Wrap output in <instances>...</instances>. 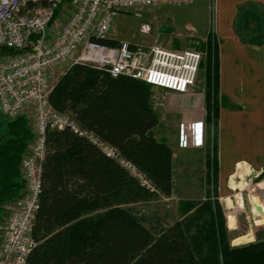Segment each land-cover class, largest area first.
I'll use <instances>...</instances> for the list:
<instances>
[{
    "label": "trees",
    "instance_id": "16d2710c",
    "mask_svg": "<svg viewBox=\"0 0 264 264\" xmlns=\"http://www.w3.org/2000/svg\"><path fill=\"white\" fill-rule=\"evenodd\" d=\"M257 25L252 36L264 39L261 21ZM97 42L113 46L119 41ZM205 49L204 121L214 126L219 111L218 45L212 30ZM0 51L13 53L7 48ZM150 95L151 86L141 80L75 63L56 78L48 101L115 147L156 189L170 196L172 152L152 134L159 116ZM31 138L25 116L0 122V210L23 189L20 161ZM45 143L31 230L36 245L26 264H264V238L230 245L217 196L181 201L180 215L173 222L145 225L146 218L131 205L148 200L152 193L114 159L69 128L48 131ZM213 151L208 169L217 185L215 144ZM260 175L264 176V167Z\"/></svg>",
    "mask_w": 264,
    "mask_h": 264
},
{
    "label": "built area",
    "instance_id": "2783aa9c",
    "mask_svg": "<svg viewBox=\"0 0 264 264\" xmlns=\"http://www.w3.org/2000/svg\"><path fill=\"white\" fill-rule=\"evenodd\" d=\"M191 1L0 0V48L13 52L0 56V113L8 119L21 114L31 118L33 133L20 161L23 189L12 203L6 204L0 234V264H26L27 255L36 245L31 230L41 191L46 134L50 130L69 128L114 159L141 186L149 191L155 189L145 174L115 147L80 127L70 112L52 108L48 95L54 82L50 84L49 79L54 69L66 65L58 77L72 64L83 63L102 68L114 77L141 80L164 93L192 94L203 60L198 49L172 50L157 43L145 46L138 41H119L113 46L97 42L110 38L120 12L136 7L181 6ZM62 6L67 13L65 22L49 35L47 27ZM140 31L148 34L150 27L142 24ZM159 100L151 90L152 108L162 105ZM186 124L181 125L185 130L182 128L179 136L180 146L203 147L206 141L203 129L209 125L205 121Z\"/></svg>",
    "mask_w": 264,
    "mask_h": 264
},
{
    "label": "rangeland",
    "instance_id": "374dc122",
    "mask_svg": "<svg viewBox=\"0 0 264 264\" xmlns=\"http://www.w3.org/2000/svg\"><path fill=\"white\" fill-rule=\"evenodd\" d=\"M61 9L56 16L59 14L62 15L61 22L63 23L65 22L67 13L61 14ZM248 10V17L252 19L249 16L252 15L253 17L260 18L262 28L264 29V15L259 8L248 5ZM54 21L55 19L49 24H54ZM142 24H147L150 27L148 34L141 33L140 27ZM211 30L213 31V0H192L181 6L136 7L120 12L114 20V26L109 37L117 39L118 41L143 42L145 46L157 43L172 50L185 48L198 49L203 53V60L197 76L196 89L192 94L201 91L205 100V43L208 39V33ZM6 55L3 52L0 53V56ZM65 66L54 69L50 74V84L55 81L57 74ZM151 90L162 103V105H156L153 108L159 114L165 110V104L168 102V93L161 92L156 88H152ZM25 118L31 130L32 119L26 116ZM5 119L10 120L0 113V122ZM168 122L166 123L169 126L168 128L162 126L156 132H161L163 137L176 138L178 147L182 148L180 146L179 136L182 128L185 130L181 125H187L186 122L180 125L179 130V126L174 127L172 121ZM207 132L205 144L203 147H200L202 149L194 151L187 150L183 153L175 154L172 171V192L170 196H165L155 188L151 191L152 196L148 200L132 204L131 206L137 214H142L146 218L145 225L151 224L152 226H156L157 224L164 225L165 223H171L178 218L180 215L178 207L181 201H203L207 197L215 200L217 196L226 217L229 243L242 246L248 244L247 240L249 239L255 241L263 239L264 222L262 224H255V219L259 218L260 215L254 210L253 204L251 203L256 199L264 207L263 176L257 174L252 177L251 175L247 181L236 180L237 182H235L234 179V183H231L227 188V192H225L228 195L226 194L224 196L221 194L218 185H215V182L210 177V169H208V158L212 159L214 152V127L207 126ZM31 142L32 138L28 142L27 147ZM231 185L234 187L233 189L230 188ZM215 190H217L216 195L214 194ZM10 203L12 201L7 202V204ZM0 214L2 218V229L6 214V204L2 206ZM231 222L234 224L233 228L228 227L229 224L231 225Z\"/></svg>",
    "mask_w": 264,
    "mask_h": 264
},
{
    "label": "crops",
    "instance_id": "0c3cea01",
    "mask_svg": "<svg viewBox=\"0 0 264 264\" xmlns=\"http://www.w3.org/2000/svg\"><path fill=\"white\" fill-rule=\"evenodd\" d=\"M248 5L258 7L264 15V0H213L219 100L218 117L213 127L217 185L224 196L228 195L225 192L234 179L235 182L247 181L251 175L261 174L264 167V39L252 36L261 20L252 15H249L252 19L248 17ZM62 13L65 14L64 7ZM61 18L63 16L59 14L55 17V23L49 24V35L59 27ZM167 93L165 110L158 114V124L151 131L157 140L164 141L171 149L173 171L175 154L202 148H179L176 138L163 137L161 132L156 131L162 126L168 128V121H172L174 127L179 126L178 130L182 121H204L205 100L201 91L192 95L172 91ZM203 131L207 137V129ZM230 188L234 187L231 185ZM251 203L260 206V213L254 207L260 215L255 219V224H262L264 207L256 199ZM1 223L0 217V233ZM228 227L233 228V222ZM254 241L249 239L247 243Z\"/></svg>",
    "mask_w": 264,
    "mask_h": 264
},
{
    "label": "water",
    "instance_id": "95a60500",
    "mask_svg": "<svg viewBox=\"0 0 264 264\" xmlns=\"http://www.w3.org/2000/svg\"><path fill=\"white\" fill-rule=\"evenodd\" d=\"M253 207H255V209H256L257 212H259V213L261 212V208H260V206L257 205L256 203L253 204Z\"/></svg>",
    "mask_w": 264,
    "mask_h": 264
}]
</instances>
